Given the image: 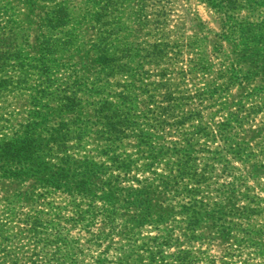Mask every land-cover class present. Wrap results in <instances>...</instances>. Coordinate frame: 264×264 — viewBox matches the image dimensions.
I'll list each match as a JSON object with an SVG mask.
<instances>
[{
	"label": "rangeland",
	"instance_id": "obj_1",
	"mask_svg": "<svg viewBox=\"0 0 264 264\" xmlns=\"http://www.w3.org/2000/svg\"><path fill=\"white\" fill-rule=\"evenodd\" d=\"M54 4L68 9L71 19L65 27L53 30L51 42L60 44L72 35L69 42L76 51L72 60L63 59V67L61 63L53 75H46L40 72V43L50 34L46 27L47 6ZM105 48L113 54V60L99 64L97 51ZM254 64H264V0H232L230 4L219 0H51L49 4L42 0H0V133L11 138L20 135L26 125H35V137L58 122L70 121V127L84 131L83 144L74 152L89 155L97 162L93 106L100 100L114 101L118 105L114 112L130 114L126 124L132 129L129 135H137L141 129L145 141L151 144L143 157L149 156L152 165L141 166L133 174L134 179L145 178L155 185L157 192L151 198L163 208L165 220L153 228L148 226L145 231L149 232L144 235L154 236L158 227L163 232L173 230L174 237H179L181 232L175 229V222L181 221L179 205L171 202L172 190L159 186L169 174H178L179 156L193 153L198 162L202 160L198 171L210 159L219 163L207 175L214 185H198L201 199L220 204L221 212L213 222L237 223L232 207L217 197L223 183H242L260 198L253 223L261 228L257 241L262 258L255 257L251 263L264 264V170L250 169L255 161L264 165V92L259 90L264 83L252 80L242 87L230 84L232 72L236 81H241L244 69ZM43 88L63 96L75 93L79 99L71 105L73 110L58 101L46 107L47 101L34 100L36 91ZM237 119L241 129L233 128ZM74 121L76 125H72ZM202 133L209 135L208 142L201 138ZM139 140L123 139L119 154L137 161ZM236 143L242 145L241 153L232 145ZM246 155L253 159L250 164ZM247 174L256 180L245 179ZM62 198L56 195L55 201L61 203ZM234 205L242 203L235 201ZM213 222L211 226L208 222L209 227L200 224L192 242L180 237L179 243L192 255L204 251L205 257H213L220 264L226 247L242 235L237 226L224 240L215 233ZM148 223H156L155 216ZM70 234L85 250L84 234L78 229ZM175 249L173 246L164 258L170 260ZM245 253L249 254L245 258L253 259L252 250ZM120 258V264H148L143 256L117 252H110L105 263L119 264ZM229 261L239 264L240 260ZM91 262L85 260L84 264Z\"/></svg>",
	"mask_w": 264,
	"mask_h": 264
},
{
	"label": "trees",
	"instance_id": "obj_2",
	"mask_svg": "<svg viewBox=\"0 0 264 264\" xmlns=\"http://www.w3.org/2000/svg\"><path fill=\"white\" fill-rule=\"evenodd\" d=\"M231 1L219 0L222 4H230ZM47 8L46 27L50 34L40 43L39 61L42 65L40 72L53 75L63 59L72 60L71 55L76 49L69 42L72 35L60 44L51 42L53 30L69 24L70 11L57 4ZM96 58L102 64L113 60V54L105 48L97 51ZM64 65L65 62L60 67ZM231 74L232 86L238 84V87H242L252 80L264 83V64H254L244 69L241 81H236L234 72ZM25 84L28 85V81ZM25 90L28 91V87ZM259 90L264 92V85ZM58 93L43 88L36 91L34 100L36 103L47 101L46 107L52 102H64L68 109L73 110L71 105L79 99L78 96L75 93L69 96ZM127 97L131 98L129 94ZM263 97L264 93H261V100ZM95 104L91 117L96 121L97 162L89 155L81 156L74 152L83 144L84 131L79 127H70V121L58 122L39 131L35 137V125H26L20 135L11 138L0 133V264H84L85 260H91L90 264H106L110 252L143 256L148 259V264H216L213 257H205L204 251L192 255L188 248H182L179 243L180 237L192 242L200 224L205 223L209 227V221L211 226V222L218 219L221 212L219 202L206 197L201 199L198 190V185H214L207 175L218 168L216 159H210L198 171L202 160L198 162L193 153L179 156L178 174L173 177L169 174L159 187L173 191L171 202L179 205L178 216L181 220L175 222V229L181 233L179 237H174L173 230L163 232V229L155 227L154 236L144 235V232H149L145 231L148 226L153 228L165 220L163 208L154 204L151 198V194L157 192L155 185L145 178L136 180V174H133L141 166L148 168L152 165L149 156L143 157L151 144L145 141L141 129L137 130V135H129L132 129L126 124L131 118L130 114L114 112L117 103L115 106L114 101L100 100ZM237 122L233 128L241 129L240 120L237 119ZM72 125H76L75 121ZM201 135L205 143L208 142L209 135ZM128 138L142 139L137 141V156L140 158L135 162L129 161L128 155L119 154L120 142ZM188 144L192 148V139ZM232 145L238 147V153L242 152L241 144ZM212 153L210 155L214 156L210 157L216 158ZM246 160L250 164L253 159L246 155ZM251 165V172L264 170L260 161ZM189 170L190 174L186 173ZM245 179L256 180V177L247 174ZM7 185L12 188L7 189ZM220 191L217 197L232 207L233 220H237V223L226 225L213 222L215 233L225 240L230 238L232 229L239 227L238 233L242 235L241 238H234L226 247V255L220 264H231L229 260L232 258H238L239 264H258L251 263V260L262 258L257 241L261 228L253 223L260 198L253 196L250 187L242 183H223ZM56 195L63 197V202L57 203ZM235 201L242 205H234ZM152 216H155L156 223L149 224ZM74 229L86 237L85 250L79 245V239L70 234ZM106 244L107 247H104ZM173 246L176 247L175 253L170 260H166L164 255H170L168 252ZM246 250L253 251V259L244 257L249 255L245 253ZM120 263H123V258L119 259Z\"/></svg>",
	"mask_w": 264,
	"mask_h": 264
},
{
	"label": "clouds",
	"instance_id": "obj_3",
	"mask_svg": "<svg viewBox=\"0 0 264 264\" xmlns=\"http://www.w3.org/2000/svg\"><path fill=\"white\" fill-rule=\"evenodd\" d=\"M193 7L195 8V4H193ZM200 11L202 12V8L200 9Z\"/></svg>",
	"mask_w": 264,
	"mask_h": 264
}]
</instances>
